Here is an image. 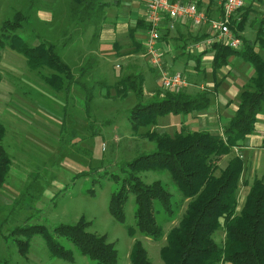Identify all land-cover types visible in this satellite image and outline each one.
Here are the masks:
<instances>
[{"label": "rangeland", "instance_id": "374dc122", "mask_svg": "<svg viewBox=\"0 0 264 264\" xmlns=\"http://www.w3.org/2000/svg\"><path fill=\"white\" fill-rule=\"evenodd\" d=\"M69 2L0 0V25L16 11L25 12L28 20L18 30L22 39L32 45L43 40L57 45L60 57L78 79V83L68 92L56 90L44 82L39 72L28 68L22 54L8 45L0 49V122L6 128L0 143L12 159L6 182L0 188V222L4 218L6 220L1 230L6 234L12 227L24 224H43L52 229L60 222H75L82 215L90 222L89 231L104 235L108 242L114 244L118 254L117 264L130 263L129 253L135 239L141 241L153 264H164L159 254L160 247L165 243L168 230L179 221L186 205V200L179 198L168 174L155 171L140 173V178L146 183L161 180L179 202L176 216L170 221L162 208L156 205L157 222L163 230V236L157 241L140 232H136L134 237L127 234L125 226L134 225L133 197L130 194L124 205L125 223L116 221L108 211V202L118 183L101 177L103 172L119 171L121 163L138 154L152 151L154 144L142 133L158 129L148 125L139 127V133H134L130 129L128 112L135 104V95L129 91L122 96L114 88L108 90L100 83L113 86L121 76L144 68L146 72L154 73L158 85L159 74L151 65L144 48L135 51L137 55L132 62L117 66L116 61L121 59L116 60L107 53L116 52L117 49H106L99 45L98 33L102 21L99 26L76 24L68 14ZM141 2L146 7L147 0ZM208 18H214L211 12ZM204 26L207 25L193 29L192 34L204 33H199L205 30L202 29ZM175 27L176 24L168 32L162 29L159 40L173 34ZM255 28L251 27L248 34L251 38H255L251 33ZM186 36L188 52L200 53L204 50L206 45L203 41L196 47L197 42L192 41V36ZM258 51L262 53L259 48ZM161 52L165 67L169 71H180L188 80V85L182 90L189 93L213 90V85L207 81L210 80V73L208 76L199 74L191 65L171 67L174 66L171 57L168 53L163 54L162 49ZM209 53L212 54L211 51ZM210 59V54L206 55L203 64H209ZM81 67H85L83 75L80 73ZM49 71L47 68L42 70L43 73ZM157 88L154 89L155 93L160 92L159 85ZM86 92L91 94L88 100ZM147 98H150L148 93L145 95ZM184 116L187 115L168 114L159 116L157 120L160 124L165 121L164 128L173 133L180 128L175 120L183 121ZM184 128L191 130L195 126L187 125ZM226 160L227 156H224L218 165L224 167ZM93 167L97 171L85 178H72L76 172ZM93 174L94 177L100 174L96 177L98 180L93 179ZM88 188H92L93 193H88ZM245 191L239 187L237 199L240 202ZM213 236L217 242H222L223 229L219 228ZM55 238L71 249L74 255L72 261L53 257L38 234L31 238L25 255L9 237L6 239L0 235V259H6L9 264H95L65 238Z\"/></svg>", "mask_w": 264, "mask_h": 264}, {"label": "trees", "instance_id": "16d2710c", "mask_svg": "<svg viewBox=\"0 0 264 264\" xmlns=\"http://www.w3.org/2000/svg\"><path fill=\"white\" fill-rule=\"evenodd\" d=\"M223 1L216 7L218 16L223 13ZM196 4L208 17L210 8L202 7L197 0ZM106 5L105 0H70L67 10L76 24L83 27L99 26L104 18ZM27 17L25 12L18 10L11 18L2 21L0 49L10 46L24 56L28 68L39 72L45 83L56 90L68 92L78 83V79L60 57L57 45L44 40L32 45L18 33L23 22L28 20ZM244 21L242 14L239 20L230 21L234 36L241 40L239 48H233L221 41L206 44L204 40L209 36L207 32L190 35L193 42L203 41L206 45L198 55L188 52L185 38L179 46L181 54L194 60L197 73L204 71L201 68V56L210 51L213 72L226 65L232 55L241 56L254 68V74L239 93L237 108L222 127L221 134L202 129L187 130L184 126L173 133L146 130L142 135L154 144V149L121 163L117 172L105 170L101 175L118 183V188L111 192L108 202V211L113 218L125 223L124 205L131 194L134 225L125 226L127 234L134 237L136 232H140L157 241L163 236V230L157 222L156 205L162 208L170 221L176 216L179 202L172 197V193L161 180L146 183L140 178V173L155 171L168 174L179 198L185 199L186 205L179 221L168 230L165 243L160 247L159 254L164 264H264V180L255 177L250 182L242 181L243 161L236 155L224 167L218 165L233 147L254 131L256 116L264 109V31L260 30L255 40H248L241 34ZM144 22L138 20L137 24L147 30L145 19ZM167 23L168 17L165 16L160 34L162 29L169 31ZM135 28L131 29V33ZM256 43L262 53L254 50ZM139 50L140 46H137L136 52ZM45 68L50 71L43 73ZM84 71L85 67H81L82 75ZM143 83L144 77L139 70L121 76L113 86L100 83V86L108 90L114 88L122 96L129 91L135 95V104L128 112L130 129L134 133H139V127L155 126L159 116L188 115L209 107L211 91L189 93L182 89L160 90L145 99ZM160 93L163 95L160 96ZM85 97L88 100L91 94L86 92ZM5 133L6 128L0 122V141ZM11 164V156L0 143V188L6 182ZM96 167L80 170L72 178H85L89 173L97 171L94 170ZM98 175L100 176L95 174L94 177L93 174L95 181L98 180ZM242 184H245L246 191L239 205L237 193ZM87 192L93 193L92 188H88ZM5 222V218L0 222V235L15 242L23 255L30 247L31 238L38 234L53 257L72 261L74 255L71 249L55 238L61 236L95 264H117L118 254L114 244L108 242L104 235L89 231L90 222L82 215L75 222H60L52 229L43 224H24L12 227L6 234L1 230ZM219 228L224 231L222 242H217L213 236ZM129 261V264H153L141 241L136 239L130 249ZM0 264L9 262L1 258Z\"/></svg>", "mask_w": 264, "mask_h": 264}, {"label": "crops", "instance_id": "0c3cea01", "mask_svg": "<svg viewBox=\"0 0 264 264\" xmlns=\"http://www.w3.org/2000/svg\"><path fill=\"white\" fill-rule=\"evenodd\" d=\"M105 1H107V5L105 6L104 18L100 24L101 27L98 33V42L99 45L105 47L106 49L116 48V52L107 53L111 54L110 56L114 57L116 60H122L116 61L117 65L119 63H123L125 65L129 62H132V60L136 58L137 53L135 51L137 46H140L141 50H143V48L145 49L144 44L146 29L139 27V23L137 24L138 20H142V22H144L145 7H143L141 0ZM197 1H200L202 7L210 8L209 11L213 14V17L218 16L216 7L221 4L222 0ZM241 14L244 16L245 20L244 27L241 32L242 36L251 41L255 40L259 35V31H264V0H245V4L239 10L238 16L241 17ZM136 24L138 26H136ZM175 24L176 27L173 34L169 36H163L165 37L163 38L164 40H158L157 46L159 49H162L163 54L168 53V55L171 57V63L174 65L171 67H178L181 65L187 67L188 65H191L195 70L194 60L184 54H181L179 46L181 45V40L186 38L187 34L194 35L192 34L194 31L193 29L199 28L200 26L195 27L190 21H178ZM253 26H256V28L255 30L251 31V33H254L255 38H251L248 35L250 33L251 27ZM134 28L135 30L133 33H131V29ZM203 28H205V30H202L199 33H209L208 25L202 27V29ZM254 50L258 51V43L255 44ZM189 53L194 55L199 54V52ZM209 54L211 56L209 64H203V59ZM109 58L110 57H107L106 59ZM211 60L212 54L209 52L201 56V68H203L204 71L199 73L203 75L207 74V76L210 73V80L207 79V81L208 84L213 85V90H208L211 91L209 107L202 111L192 112L187 116H184L183 121H175L178 123V125H180V127L193 125L195 126V129L191 130L202 129L208 130L212 133L221 134L222 127L236 110L238 95L243 89L244 84L250 79L251 76H253L254 68L251 63L245 61L241 56L232 55L228 58V63L226 65L213 72L210 64ZM152 66L151 68L154 67ZM139 71L142 72L144 77V95L148 93L150 96H152L155 93L154 89L159 85V79L157 85V80L152 71L146 72L144 68H139ZM159 90L162 91L160 85ZM162 95L163 94L160 93V96ZM164 122L160 124V121L157 120L155 127L158 129V131L167 132L166 128H164L165 125H163ZM219 130H221V132H219ZM235 155L239 156L243 161V171L241 175L242 181L250 182L255 177L262 178L264 180V109L256 116L254 131L246 135V137L239 142V145L233 147L231 152L225 155L227 156L226 163L231 157ZM240 187L246 190L245 184L240 185ZM238 202L239 205L242 203L239 201V198ZM221 264L230 263L223 262Z\"/></svg>", "mask_w": 264, "mask_h": 264}, {"label": "built area", "instance_id": "2783aa9c", "mask_svg": "<svg viewBox=\"0 0 264 264\" xmlns=\"http://www.w3.org/2000/svg\"><path fill=\"white\" fill-rule=\"evenodd\" d=\"M244 4L245 0H224L222 15L208 18L205 12L197 7L196 0H147L144 19L148 28L145 32L144 47L151 65L158 71L159 85L163 91H176L188 85V80L180 71H169L162 62V52L157 43L163 18L168 17L167 25L170 29H173L178 21H190L195 27L206 23L210 34L204 40L206 44L221 41L233 48H238L241 40L234 36L230 21L239 20L238 12ZM201 43L197 42L195 46Z\"/></svg>", "mask_w": 264, "mask_h": 264}]
</instances>
